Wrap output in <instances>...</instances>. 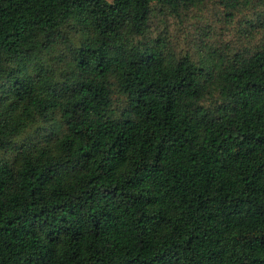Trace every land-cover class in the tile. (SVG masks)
<instances>
[{"label":"trees","instance_id":"obj_1","mask_svg":"<svg viewBox=\"0 0 264 264\" xmlns=\"http://www.w3.org/2000/svg\"><path fill=\"white\" fill-rule=\"evenodd\" d=\"M206 1L0 0V264H264V44L151 34Z\"/></svg>","mask_w":264,"mask_h":264},{"label":"rangeland","instance_id":"obj_2","mask_svg":"<svg viewBox=\"0 0 264 264\" xmlns=\"http://www.w3.org/2000/svg\"><path fill=\"white\" fill-rule=\"evenodd\" d=\"M224 1L209 0L176 14H155L151 17V34L164 36L173 55L188 54L194 63L209 55L230 58L235 53L258 50L264 44V30L256 22L262 16L260 1L238 0L232 9ZM251 22L253 26H249ZM71 38L75 43L79 41L74 35ZM113 99V108L118 111L124 99Z\"/></svg>","mask_w":264,"mask_h":264}]
</instances>
